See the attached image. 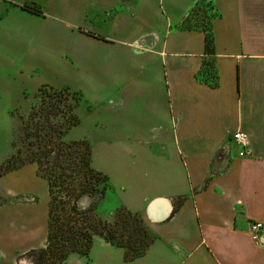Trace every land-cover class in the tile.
Returning <instances> with one entry per match:
<instances>
[{"label": "crops", "instance_id": "0c3cea01", "mask_svg": "<svg viewBox=\"0 0 264 264\" xmlns=\"http://www.w3.org/2000/svg\"><path fill=\"white\" fill-rule=\"evenodd\" d=\"M199 1L0 3V81L13 80L11 91L0 93V107H16L27 95L32 100L44 85L85 94L89 81L110 86L89 95L107 110L89 125L92 135L70 139L89 140L93 165L97 155L105 163L95 167L112 187L97 214L109 221L119 208L139 214L155 239L144 256L125 261L123 249L97 237L88 259L73 254L65 264H264V242L250 234L252 223L264 224V0H212L219 14L217 89L197 80L205 34L180 28ZM27 3L44 13L25 10ZM56 65L64 82L48 80L29 94L27 75L42 67L51 77ZM125 104L133 114V104L146 112L143 141L129 123L125 134L116 133L131 121L120 114ZM236 131L248 134L252 156L239 157L230 137ZM35 168L0 177V196L29 198L0 205V264H18L45 248L48 186L42 179L41 205ZM113 200L117 206L108 209Z\"/></svg>", "mask_w": 264, "mask_h": 264}, {"label": "trees", "instance_id": "16d2710c", "mask_svg": "<svg viewBox=\"0 0 264 264\" xmlns=\"http://www.w3.org/2000/svg\"><path fill=\"white\" fill-rule=\"evenodd\" d=\"M24 9L42 15L36 3ZM219 17L210 3L199 1L180 28L205 34V58L197 80L212 89L219 87L216 68L214 20ZM29 117L24 121L27 153L17 149L0 166V177L25 165L35 164L38 175L48 185V227L46 246L31 251L35 264H65L73 254L89 258L95 238L125 251V259L132 261L144 256L155 239L139 214L119 208L112 222L99 218L97 209L110 189L109 177L94 169L93 148L89 140L65 142L64 136L81 124L76 113L83 95L68 87L44 85L38 89ZM62 119V120H61ZM64 120V122H63ZM87 207H80L83 198Z\"/></svg>", "mask_w": 264, "mask_h": 264}, {"label": "rangeland", "instance_id": "374dc122", "mask_svg": "<svg viewBox=\"0 0 264 264\" xmlns=\"http://www.w3.org/2000/svg\"><path fill=\"white\" fill-rule=\"evenodd\" d=\"M26 4H24L23 6H25ZM26 10V9H25ZM28 11V10H27ZM56 54H62L60 50L56 49L55 50ZM54 68L56 69L55 73L52 74L51 77H48L45 70L42 67H39L38 71L36 70L34 73H29L27 75L28 80L23 82V85L25 84V87L28 91V93H33L34 91H37V87L41 84L44 83L48 80H53L56 81V84L58 83H63L64 80L62 78V66L60 65H56L54 66ZM13 85V80H1L0 81V93L3 94H7L8 92L11 91ZM84 88H86V94L83 91H80L83 95V99L79 105V107L76 110L77 115L79 116V118L81 119V121L83 120V126L81 127H75L73 129H71L68 134L66 136H64V141L65 142H71V141H79V140H71L70 136L72 137H77V136H81V134H87V135H92V132L89 130V125H93L97 119L102 116L104 117L105 115H107V110H101V108H96V106L93 104V102L90 100L89 95L91 97H94L96 94V90H101L103 92H110L111 90L109 89L110 86H105V85H99L97 84L95 81H89L87 82L86 85L83 86ZM38 92V91H37ZM20 101L18 102V105L16 107L10 108L9 106L7 107H0V164L2 165L3 163H5L7 161L8 158H10V156H12V154L14 153V148H13V143L17 146V149H21L24 152V156L23 158L26 157L27 153V141L25 139L24 136V121H26L29 117L31 108L33 106V104L37 103V99L33 98L32 100H30L29 95H27V98L23 97L19 99ZM108 107L112 108L115 106L108 103ZM119 107V104H118ZM133 110L136 111L134 112L135 114L132 113L131 110H129L127 108V105L125 104L124 108L120 110V114L122 116V118H126L130 117L131 121L130 122H125L124 124H120L119 128L117 129L116 133L118 134H125L126 133V129H127V124L129 123L132 131L136 133L137 136V140L136 141H143L145 139V130H146V126L148 124L149 119L147 118L146 112L144 111V109H141L140 106L133 104L132 105ZM62 120V119H61ZM64 122V120H63ZM110 122H109V126H110ZM81 140H87V139H81ZM236 144V143H235ZM137 146L138 145H132V149L134 151L137 152ZM105 147L107 148H111L110 145H106ZM102 148V146L97 145L96 146V150L100 151ZM238 148V147H237ZM93 164H94V160H93ZM0 165V166H1ZM28 165H35V164H28ZM95 165H105L103 160H100L98 158L95 159ZM95 165H93L94 169L100 171L99 169H97L95 167ZM27 166V165H25ZM24 167V166H23ZM35 169H37V166L35 165ZM126 168H128L127 166H125ZM112 171V170H111ZM38 172V170H37ZM102 173H104L103 171H100ZM106 174V173H104ZM38 175V173H37ZM108 177L109 175L106 174ZM39 176V175H38ZM42 177L39 176V178L37 177V180L39 181V189L41 192V200L40 203L41 205H43L44 203V186L42 185ZM44 180V179H43ZM46 183L47 181L44 180ZM109 182H110V188L112 187L111 181H110V177H109ZM48 186V185H47ZM110 190V189H109ZM109 192V191H108ZM28 196H26L25 194L23 195H14V193L9 194V196H0V205L1 204H11L14 203L16 201H20V200H24L25 202H28ZM47 201H49V194L47 191ZM33 202H37V200L34 198ZM90 203V199L89 198H83L81 203L79 204L80 207L84 208L87 207V205ZM117 206V203L115 200L111 201V203L108 205V209H115V207ZM117 211V210H116ZM116 211L114 214H116ZM99 216V215H98ZM99 218L103 219L101 216H99ZM115 218V215H114ZM114 218L109 221V220H105L107 222H112L114 220ZM146 226V224H145ZM147 227V226H146ZM46 246V244H45ZM122 249V248H121ZM31 252V251H30ZM29 253V252H28ZM26 253V254H28ZM23 255L21 257V259L19 260L18 264H35L34 260L31 258V255ZM142 257V256H141ZM139 257V258H141ZM137 258V259H139ZM136 260V259H134ZM132 260V261H134ZM126 261V259H125Z\"/></svg>", "mask_w": 264, "mask_h": 264}, {"label": "built area", "instance_id": "2783aa9c", "mask_svg": "<svg viewBox=\"0 0 264 264\" xmlns=\"http://www.w3.org/2000/svg\"><path fill=\"white\" fill-rule=\"evenodd\" d=\"M14 0H0V3H10ZM205 3H212V0H201ZM234 142L240 147L239 157L248 158L253 155V151L250 145V139L247 133L242 131H236L230 136ZM250 234L254 242L263 243L264 224L255 222L250 226Z\"/></svg>", "mask_w": 264, "mask_h": 264}]
</instances>
